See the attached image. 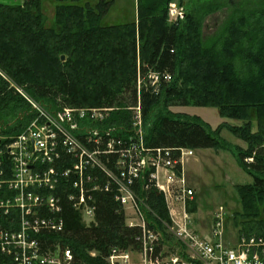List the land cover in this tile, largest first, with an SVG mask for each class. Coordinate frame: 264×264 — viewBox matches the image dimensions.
<instances>
[{"label": "trees", "instance_id": "1", "mask_svg": "<svg viewBox=\"0 0 264 264\" xmlns=\"http://www.w3.org/2000/svg\"><path fill=\"white\" fill-rule=\"evenodd\" d=\"M54 1L50 22L42 0L0 3V70L49 111L114 108L107 122L124 131L130 128L127 108L139 101L148 148L170 149L174 155L178 148L230 153L252 179L234 186L240 209L232 226L239 233L264 236V4L251 10L241 4L219 36L204 44L196 18L186 15L179 24L167 23L171 0H135V18L116 24L102 23L113 0ZM149 73L158 75L153 85ZM174 107H214L222 119L240 124L224 121L212 128ZM28 112L26 101L0 77L3 132L18 133L19 119ZM223 129L246 147L223 140ZM140 195L158 217L167 216L157 192ZM92 197L95 223L89 226L62 201L63 233L57 240L71 248L75 264H106L111 249L139 247L140 229L126 225L113 193L102 190ZM196 210L197 198L191 212Z\"/></svg>", "mask_w": 264, "mask_h": 264}, {"label": "built area", "instance_id": "2", "mask_svg": "<svg viewBox=\"0 0 264 264\" xmlns=\"http://www.w3.org/2000/svg\"><path fill=\"white\" fill-rule=\"evenodd\" d=\"M0 77L29 105L18 133H4L0 126V264H75L71 248L57 240L63 233L62 201L89 226L95 223L92 193L102 190L113 193L126 225L140 229L139 247L111 249L106 264H264V236L227 233L222 207L212 215L208 236L195 231L196 191L183 170L193 151L178 148L174 155L146 147L139 101L127 108L133 121L123 136L122 126L107 122L114 108L65 106L52 112L1 70ZM148 78L152 85L158 81L155 73ZM140 83L138 78L137 89ZM150 189L162 197L165 218L140 196ZM163 232L175 247L165 249Z\"/></svg>", "mask_w": 264, "mask_h": 264}, {"label": "rangeland", "instance_id": "3", "mask_svg": "<svg viewBox=\"0 0 264 264\" xmlns=\"http://www.w3.org/2000/svg\"><path fill=\"white\" fill-rule=\"evenodd\" d=\"M54 4V0H42L43 13L47 22H50L53 17ZM210 4L219 8L210 9ZM241 4L246 5L245 10H251L264 4V0H171L168 5L167 23L172 24L176 22L179 24L185 20L186 15L196 18L200 24L201 39L205 44L210 39L219 36L222 27H224V24L232 15H238L237 10ZM170 10H174L179 14L182 13V18L170 16ZM135 15V0H113V4L105 14L102 23L116 24L127 22L133 20ZM149 75L150 73L147 78ZM171 110L174 112L181 111L190 116H198L212 128H215L224 121L232 125L240 124L236 121L222 119L218 115V110L214 107H174ZM130 113L131 128L133 112L130 111ZM122 130L123 136H126L127 131H124V128ZM220 136L227 143L239 145L242 148L246 147L240 139L225 129L221 131ZM192 151L193 156L187 157L188 159L184 164V174L186 181L188 182V176L191 185L196 189L197 210L192 216L193 219H203L204 221L210 219L214 211L218 207H222L225 213L227 233L234 231L231 220L240 209L239 198L234 186L251 183L252 179L239 168L235 158L226 151L214 149ZM261 217L264 220V213H262ZM200 220H197L199 226L202 225L200 224ZM195 226L198 228L197 225ZM203 228H205V225H203ZM164 237L162 236L161 241L164 240L168 246H176L177 243L171 237H167L168 239H164ZM165 243L163 245L167 249Z\"/></svg>", "mask_w": 264, "mask_h": 264}, {"label": "crops", "instance_id": "4", "mask_svg": "<svg viewBox=\"0 0 264 264\" xmlns=\"http://www.w3.org/2000/svg\"><path fill=\"white\" fill-rule=\"evenodd\" d=\"M22 2V0H0V3H4V4H20ZM184 108V107H183ZM176 112H181V111H176ZM182 113V112H181ZM239 146V145H237ZM222 151V150H220ZM217 152V151H216ZM230 154V153H229ZM186 162V161H185ZM184 162V164H185ZM184 164H183V170H184ZM187 180H188V184L196 191V189L191 185L190 183V179L187 176ZM197 198V197H196ZM193 218V217H192ZM197 220L200 219H193V227H195V231L201 235V236H208L210 233V229H211V217L210 219H206L205 221L203 219L200 220V224H202L201 226L198 225ZM125 222H126V218H125ZM197 225L198 228L195 226ZM203 225H205V228H203ZM235 232V233H234ZM238 232L237 229L234 228V231L228 232L230 235H235Z\"/></svg>", "mask_w": 264, "mask_h": 264}, {"label": "bare ground", "instance_id": "5", "mask_svg": "<svg viewBox=\"0 0 264 264\" xmlns=\"http://www.w3.org/2000/svg\"><path fill=\"white\" fill-rule=\"evenodd\" d=\"M142 119V118H141ZM196 198V197H195Z\"/></svg>", "mask_w": 264, "mask_h": 264}]
</instances>
